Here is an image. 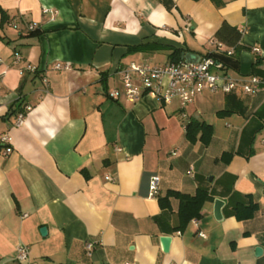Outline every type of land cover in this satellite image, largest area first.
Segmentation results:
<instances>
[{
    "label": "crops",
    "instance_id": "obj_1",
    "mask_svg": "<svg viewBox=\"0 0 264 264\" xmlns=\"http://www.w3.org/2000/svg\"><path fill=\"white\" fill-rule=\"evenodd\" d=\"M223 23L240 32L242 50L234 68L215 62L212 73L264 81V0H0V137L12 148L0 142V264H19L21 246L24 264H264V86L235 91L244 113L222 115L225 93L186 107L149 95L129 102L120 74L185 63L170 57L175 49L200 61L231 56L214 41ZM191 121L211 126L207 145L187 138ZM199 188L210 199L181 228L178 200L162 209L159 198ZM249 197L256 212L237 220L232 207Z\"/></svg>",
    "mask_w": 264,
    "mask_h": 264
},
{
    "label": "built area",
    "instance_id": "obj_2",
    "mask_svg": "<svg viewBox=\"0 0 264 264\" xmlns=\"http://www.w3.org/2000/svg\"><path fill=\"white\" fill-rule=\"evenodd\" d=\"M30 29H33V27H30ZM231 54L232 51H229L228 55ZM20 60V56L16 55L15 63H19ZM215 66L218 65L211 58H206L194 64L182 62L163 67L131 65L120 72L125 98L129 102L134 103L141 97L149 95L165 103L178 100L182 107H186L205 91L228 94L239 90L244 94L255 95L264 86V81L257 77L239 81L228 76H218L212 73V68ZM54 68L56 70H69L71 66L56 63ZM27 71L35 73L37 69L27 67ZM44 82L46 83L45 79ZM108 97L112 100H117L119 92L112 91L108 93ZM30 109L29 106H24L18 110L15 116V127L19 128L23 125ZM0 142L6 147V154L12 152L10 147L11 138L8 135H2ZM188 174L191 175V172H188ZM107 179L112 180L110 177H107ZM158 192L159 178L155 176L149 182V196L152 198L156 197ZM193 223L196 224L197 221L193 220ZM199 235L205 238L204 234L199 233ZM27 258L28 248L19 247L16 251V261L19 264H24Z\"/></svg>",
    "mask_w": 264,
    "mask_h": 264
},
{
    "label": "trees",
    "instance_id": "obj_3",
    "mask_svg": "<svg viewBox=\"0 0 264 264\" xmlns=\"http://www.w3.org/2000/svg\"><path fill=\"white\" fill-rule=\"evenodd\" d=\"M240 36L241 34L236 28L231 27L227 23H223L214 34V41L233 49V54L227 56L226 53H211L207 58H211L216 63H223L227 68H234L242 50L239 45ZM141 48L143 47H138V49ZM181 54L182 52L175 49L172 50L170 57L174 58V61H179ZM238 102L239 98L234 92L226 94V108L221 112L222 115H229L234 112L244 113V109L235 108ZM211 134V126L204 122L191 121L186 126V136L191 141H194L200 135L201 142L207 145L210 141ZM170 198H175L179 202L178 215L182 228L188 222L201 218V209L204 203L210 199V196L207 190L200 188L194 196L182 194L177 191H169L165 197L159 198V204L162 209L170 208ZM231 210L237 220H248L253 217L257 210V205L249 197L246 203H236Z\"/></svg>",
    "mask_w": 264,
    "mask_h": 264
},
{
    "label": "water",
    "instance_id": "obj_4",
    "mask_svg": "<svg viewBox=\"0 0 264 264\" xmlns=\"http://www.w3.org/2000/svg\"><path fill=\"white\" fill-rule=\"evenodd\" d=\"M181 61H184L186 64H194V63H198L200 61V56L195 54V53H182L181 57H180ZM224 206V202L216 199L214 200V208H213V215L214 218L217 222H220L222 220V214H221V209ZM42 236H45L46 234V229L42 228L40 230ZM170 243H171V238L170 237H166V236H162L160 237V244L162 247L163 252L167 253L170 247ZM262 253V249L261 248H256L255 249V256L259 257Z\"/></svg>",
    "mask_w": 264,
    "mask_h": 264
}]
</instances>
